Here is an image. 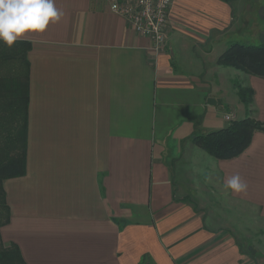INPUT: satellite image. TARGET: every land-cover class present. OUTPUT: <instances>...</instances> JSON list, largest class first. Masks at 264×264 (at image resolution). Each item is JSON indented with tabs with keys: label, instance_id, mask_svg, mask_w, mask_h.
<instances>
[{
	"label": "crops",
	"instance_id": "obj_1",
	"mask_svg": "<svg viewBox=\"0 0 264 264\" xmlns=\"http://www.w3.org/2000/svg\"><path fill=\"white\" fill-rule=\"evenodd\" d=\"M57 7L59 23L21 39L31 43L26 165L3 182V246L25 264H264V78L217 62L236 41L233 3L172 0L159 51L105 0ZM233 83L253 90L247 107ZM226 114L263 130L233 158L197 148L211 197L198 207L172 161ZM234 174L245 193L224 189Z\"/></svg>",
	"mask_w": 264,
	"mask_h": 264
},
{
	"label": "trees",
	"instance_id": "obj_2",
	"mask_svg": "<svg viewBox=\"0 0 264 264\" xmlns=\"http://www.w3.org/2000/svg\"><path fill=\"white\" fill-rule=\"evenodd\" d=\"M230 3L231 0H220ZM3 45V47L1 46ZM31 43L18 40L11 48L0 41V228L8 222L4 180L25 173L28 131V58ZM218 64L231 66L247 74L264 78V42L228 43L217 58ZM245 107L253 90L233 83ZM263 130L258 120L245 117L230 120L227 126L206 133H194L191 141L216 159L238 156L250 144L255 131ZM0 264H25L15 245L4 247L0 240Z\"/></svg>",
	"mask_w": 264,
	"mask_h": 264
},
{
	"label": "rangeland",
	"instance_id": "obj_3",
	"mask_svg": "<svg viewBox=\"0 0 264 264\" xmlns=\"http://www.w3.org/2000/svg\"><path fill=\"white\" fill-rule=\"evenodd\" d=\"M231 2L234 6L231 35L237 34L235 40L246 44L264 42V0H231ZM1 46L3 47V45ZM4 71L5 68H0L1 74H4ZM197 148L201 149L190 139V142L183 147L182 153L172 161L171 169L179 193L186 194L194 203H197L198 207H207L211 197L202 194L207 193L204 188V180L207 175V172L204 171V161L206 159L204 154L200 155ZM201 151L206 153L202 149ZM197 191L201 193L200 198L196 196ZM249 233L254 232L250 231ZM236 234L241 243H244L248 238H252L251 235L248 237L239 231Z\"/></svg>",
	"mask_w": 264,
	"mask_h": 264
},
{
	"label": "clouds",
	"instance_id": "obj_4",
	"mask_svg": "<svg viewBox=\"0 0 264 264\" xmlns=\"http://www.w3.org/2000/svg\"><path fill=\"white\" fill-rule=\"evenodd\" d=\"M64 15L57 0H0V41L11 48L29 34L44 33ZM223 187L240 194L247 191L248 185L239 174H234Z\"/></svg>",
	"mask_w": 264,
	"mask_h": 264
},
{
	"label": "built area",
	"instance_id": "obj_5",
	"mask_svg": "<svg viewBox=\"0 0 264 264\" xmlns=\"http://www.w3.org/2000/svg\"><path fill=\"white\" fill-rule=\"evenodd\" d=\"M114 13L124 17L136 33L151 40L153 49L161 50L167 40L169 9L172 0H105ZM225 119H233L226 114Z\"/></svg>",
	"mask_w": 264,
	"mask_h": 264
},
{
	"label": "water",
	"instance_id": "obj_6",
	"mask_svg": "<svg viewBox=\"0 0 264 264\" xmlns=\"http://www.w3.org/2000/svg\"><path fill=\"white\" fill-rule=\"evenodd\" d=\"M207 102L208 103H218L219 101L218 100H214V99H211V98H209L208 100H207Z\"/></svg>",
	"mask_w": 264,
	"mask_h": 264
}]
</instances>
